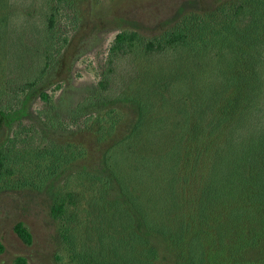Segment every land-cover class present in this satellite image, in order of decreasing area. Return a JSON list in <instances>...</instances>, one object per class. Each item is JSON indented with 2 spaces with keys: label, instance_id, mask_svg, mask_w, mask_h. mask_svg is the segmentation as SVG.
Here are the masks:
<instances>
[{
  "label": "trees",
  "instance_id": "obj_1",
  "mask_svg": "<svg viewBox=\"0 0 264 264\" xmlns=\"http://www.w3.org/2000/svg\"><path fill=\"white\" fill-rule=\"evenodd\" d=\"M42 1L47 44L56 11L54 0ZM251 1L264 7V0ZM2 3L0 31L6 17ZM212 8L188 0L152 35L172 29L190 11ZM240 9L242 17L251 14L244 26L233 20L225 33L217 31L204 42L174 30L164 42L151 39L143 48L135 43L142 27L121 20L134 32L117 35L109 63L130 57L132 69L120 75L119 92L112 77L103 78L100 89L108 87L110 96L98 93L92 100L127 105L136 117L102 155L103 194L94 198L102 227L96 246L81 253L88 264H157L155 240L172 244L178 264H264V38L253 35L257 11ZM80 14L86 21L82 8ZM46 67L36 65L26 85L35 86ZM39 96L50 100L44 90ZM20 112L25 103L13 112L0 105V124L11 128ZM114 128L115 121L109 137ZM168 133L169 147L153 153V142ZM58 212L60 207H51L53 218ZM14 231L32 245L23 222ZM4 251L0 240V254ZM14 262L27 264L28 258L20 255Z\"/></svg>",
  "mask_w": 264,
  "mask_h": 264
},
{
  "label": "rangeland",
  "instance_id": "obj_2",
  "mask_svg": "<svg viewBox=\"0 0 264 264\" xmlns=\"http://www.w3.org/2000/svg\"><path fill=\"white\" fill-rule=\"evenodd\" d=\"M186 1L54 0L55 23L48 43L43 44L49 26L43 1L3 0L0 105L13 112L25 103V112L11 128L0 124V240L5 245L0 264H15L20 255L28 258L27 264H88L81 253L96 246L102 227L101 206L94 201L103 194L98 180L102 155L114 137L127 134L136 117L127 105L92 100L98 93L110 96L108 87L100 89L103 78L112 77V86L119 92L120 75L132 69L130 57L109 63L117 35L134 32L121 20L142 27L137 30L136 48L151 39L162 43L168 32L180 29L193 42H204L217 31L225 33L233 20L235 26H244L251 18V14L241 16L240 7L246 5L258 13L253 35L264 38V7L251 0H199L201 6L213 8L190 11L172 29L152 35ZM45 45H49L47 52ZM44 63L47 67L41 69L36 85L27 86L34 67ZM42 90L49 101L39 96ZM170 134L153 142V153L169 147ZM52 206L61 208L54 218ZM18 222L33 235L32 245L14 231ZM152 243L158 251L157 264H178L172 244Z\"/></svg>",
  "mask_w": 264,
  "mask_h": 264
}]
</instances>
